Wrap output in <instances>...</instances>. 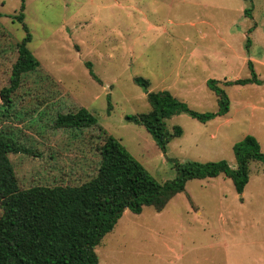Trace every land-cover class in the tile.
Listing matches in <instances>:
<instances>
[{"label": "rangeland", "instance_id": "obj_1", "mask_svg": "<svg viewBox=\"0 0 264 264\" xmlns=\"http://www.w3.org/2000/svg\"><path fill=\"white\" fill-rule=\"evenodd\" d=\"M244 9H249L248 15ZM19 10L20 0H0V88L8 83L16 43L25 36L15 18ZM23 13L32 37L28 48L40 69L25 77L13 94L9 119L0 117V128L10 129L38 153L9 154L21 188L80 184L96 171L99 156L93 147L96 141L93 146L87 141L88 131L83 139L70 129L52 127L58 112L78 105L96 114L99 125L159 182L176 176L174 161L234 163L233 145L248 134L264 152V0H25ZM131 48L142 49L143 56L130 54ZM192 48L194 54L232 53V64L225 68L218 62L211 78L249 77V56L263 83L223 85L229 111L210 121L200 122L183 112L167 118V128L179 125L183 135L173 138L164 154L142 125L125 119L150 109L146 90L133 77L152 76L146 54H189ZM85 62L92 64L100 82L90 76ZM202 75L198 72L197 77ZM201 95L202 99H178L198 112L218 108L212 90L205 86ZM246 185L244 204L239 206L240 194L223 174L188 180L187 192L202 211L200 224H185L183 201L177 199L184 192L154 220L151 206L134 218L131 212L122 215L95 247L100 264H225L230 254L248 264L259 257L264 260L259 255L264 253V163L250 162ZM231 210L244 216L230 226ZM151 226L153 230L145 232ZM256 227L259 246L249 242ZM144 244L152 245L153 256L142 254ZM166 244L176 253L180 245L195 248L173 257Z\"/></svg>", "mask_w": 264, "mask_h": 264}, {"label": "trees", "instance_id": "obj_2", "mask_svg": "<svg viewBox=\"0 0 264 264\" xmlns=\"http://www.w3.org/2000/svg\"><path fill=\"white\" fill-rule=\"evenodd\" d=\"M25 0H20L19 14L25 36L16 43L17 57L11 66L7 85L0 88V117L9 119L14 106L13 94L30 73L40 69V63L28 48L31 33L24 23ZM249 9H244L248 15ZM1 16V14H0ZM251 30V29H250ZM250 30L248 32H250ZM249 37L246 35L248 50ZM90 76L100 79L85 62ZM250 76L233 80L209 78L207 87L217 96L215 111L198 112L167 90H149V81L134 76L135 84L146 90L150 105L147 112L126 115L128 122L142 125L165 154L167 144L181 136L183 130L166 126V119L181 112L206 122L229 110L230 100L223 85L261 84L251 60L247 61ZM111 108L108 101V110ZM90 110L77 106L58 112L53 128H66L82 135L99 156L96 171L84 182L75 185H31L21 188L9 154L37 152L18 139L10 129L0 128V264H98L95 247L110 232L123 212L140 213L144 206L161 211L168 201L185 188L191 179L230 178L238 194L249 180L250 162L264 163V152L253 135H246L233 145L234 165L219 161H174L176 176L169 181H157L138 162L119 139L107 133ZM87 134V132H86ZM83 139L86 137L83 136Z\"/></svg>", "mask_w": 264, "mask_h": 264}, {"label": "crops", "instance_id": "obj_3", "mask_svg": "<svg viewBox=\"0 0 264 264\" xmlns=\"http://www.w3.org/2000/svg\"><path fill=\"white\" fill-rule=\"evenodd\" d=\"M116 49V48H115ZM194 48L190 49L189 54H146L145 55V60L146 64L151 66L152 69H154V72H152V76L148 75V81H149V90L153 91H162V90H167L169 91L172 95L176 96L177 98H181L187 100V98L190 96H194V98L197 99H202L203 95L200 96V91L201 88L207 87L206 81L211 78L210 74L214 72V69L218 67V62H220L223 67L228 68V64H232V53L230 54H194ZM130 54H140L143 56V50L140 49L138 52H136V49L131 48L130 49ZM120 54H127L126 52H121ZM214 57H213V56ZM250 60V57H247V61ZM229 62V63H228ZM198 72L204 74L202 77H197ZM213 74V73H212ZM198 79L196 81L195 79ZM237 79V78H234ZM260 79V78H259ZM221 80V79H218ZM223 80H229L226 78H223ZM222 80V81H223ZM233 80V79H230ZM263 83V81H262ZM249 84H255V83H249ZM246 85V84H245ZM146 95V91H145ZM230 106V104H229ZM229 111V110H228ZM228 111L225 113L227 114ZM223 114V115H225ZM175 115V114H174ZM223 115H218V116H223ZM173 116V115H172ZM171 116V117H172ZM216 116V117H218ZM170 118V117H169ZM215 118V117H214ZM212 118V119H214ZM210 119V120H212ZM208 120V121H210ZM207 122V121H206ZM183 135V132L181 136ZM180 137V136H179ZM261 148V146H260ZM231 165H234V163H231ZM258 172V171H257ZM219 176V175H217ZM215 176V177H217ZM213 177H207L203 179H209ZM228 178V177H227ZM192 180V179H191ZM249 181V180H248ZM233 183V182H232ZM248 183V182H247ZM187 182L185 183V188L183 191L184 196H179L177 199H181L182 202V208L184 210V214L187 218V221L185 224H200L199 217L202 214V211L196 207L193 198L189 195L187 192L186 188ZM246 186L244 187L242 193L238 195V198H240L239 206L244 204V197H245V191H246ZM180 193V192H178ZM176 197V194L174 195ZM174 196L172 198H174ZM171 198V199H172ZM171 199L168 201L170 203ZM185 199V200H184ZM166 206L159 212H155L151 218L154 220L158 217H161L166 210ZM143 211V210H142ZM142 211L140 213H133L130 210L126 209L122 215H126L129 212H131L134 217H137V215H142ZM121 215V216H122ZM240 216H244V213H236L234 211H228L227 213V220L228 224L231 226L233 223H237L238 220H240ZM180 219V218H178ZM168 223H165L167 225ZM184 224V226H185ZM180 226H183V222H180ZM239 228L238 230H240ZM152 231L153 227L146 228V231ZM229 230H232L234 232V229L232 227L229 228ZM259 228H255L252 232V240L249 241L251 245H258L259 246ZM144 249V254L153 256L154 253L152 252V245L151 244H144L141 246ZM179 251L180 253H176L175 248L170 247L168 244L165 245V249L168 252H173L174 256L173 257H181L183 256V253L189 250H194L195 245H180ZM151 250V251H147ZM261 257H264V253L259 254ZM179 260L181 258H178ZM168 264H174L171 261H167ZM264 264V260L259 257L257 261L253 262V264ZM100 264V261L98 262ZM184 264V263H180ZM225 264H248L243 260H239L233 255V258L231 254L226 258Z\"/></svg>", "mask_w": 264, "mask_h": 264}]
</instances>
